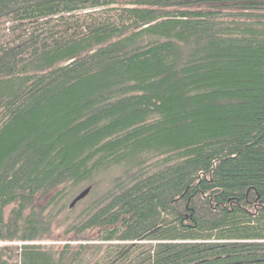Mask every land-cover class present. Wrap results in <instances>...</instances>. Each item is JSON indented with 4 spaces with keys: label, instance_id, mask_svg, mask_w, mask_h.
I'll return each instance as SVG.
<instances>
[{
    "label": "trees",
    "instance_id": "16d2710c",
    "mask_svg": "<svg viewBox=\"0 0 264 264\" xmlns=\"http://www.w3.org/2000/svg\"><path fill=\"white\" fill-rule=\"evenodd\" d=\"M0 264H264V0H0Z\"/></svg>",
    "mask_w": 264,
    "mask_h": 264
},
{
    "label": "water",
    "instance_id": "95a60500",
    "mask_svg": "<svg viewBox=\"0 0 264 264\" xmlns=\"http://www.w3.org/2000/svg\"><path fill=\"white\" fill-rule=\"evenodd\" d=\"M91 187L85 189L80 194H78L71 203V208L75 207L80 201L84 200L91 192Z\"/></svg>",
    "mask_w": 264,
    "mask_h": 264
},
{
    "label": "rangeland",
    "instance_id": "374dc122",
    "mask_svg": "<svg viewBox=\"0 0 264 264\" xmlns=\"http://www.w3.org/2000/svg\"><path fill=\"white\" fill-rule=\"evenodd\" d=\"M72 201H73V200H70V201H69V204H71ZM84 204H85V203H81V205H79V210L84 206Z\"/></svg>",
    "mask_w": 264,
    "mask_h": 264
}]
</instances>
